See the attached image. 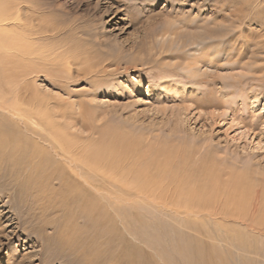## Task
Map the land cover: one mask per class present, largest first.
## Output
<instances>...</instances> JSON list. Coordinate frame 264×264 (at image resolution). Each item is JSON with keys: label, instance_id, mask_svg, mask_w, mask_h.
I'll list each match as a JSON object with an SVG mask.
<instances>
[{"label": "rangeland", "instance_id": "obj_1", "mask_svg": "<svg viewBox=\"0 0 264 264\" xmlns=\"http://www.w3.org/2000/svg\"><path fill=\"white\" fill-rule=\"evenodd\" d=\"M1 1L11 16L0 100L19 106L17 82L27 81L41 122L73 136L83 156L109 150L114 130L136 143L117 148L124 179L113 199L73 179L63 210L36 215L12 185L26 179L2 164L0 264H264V0ZM201 23L215 34L190 40ZM23 34L51 66L15 67L35 65L6 48ZM19 157L8 161L24 170ZM50 163L39 178L59 172Z\"/></svg>", "mask_w": 264, "mask_h": 264}, {"label": "bare ground", "instance_id": "obj_2", "mask_svg": "<svg viewBox=\"0 0 264 264\" xmlns=\"http://www.w3.org/2000/svg\"><path fill=\"white\" fill-rule=\"evenodd\" d=\"M14 8L16 9V11L19 10L18 6H16V5H14ZM10 12H11V7L7 6L6 4H4L1 1V3H0V37L8 34V32L10 31L9 24L4 23V21L10 19V16H11ZM104 13L106 14V12H104ZM6 25H8V27H5ZM213 26H215V25L213 24ZM185 27H187V26H185ZM209 27L207 24L201 23L200 25H197L195 28H193L194 30L187 35L188 36L191 35L189 38L192 41L193 40L196 41L197 39H203V38L207 39L210 36H213L215 34L212 32V30H210ZM216 27H221V25L216 26ZM212 28H214V27H212ZM185 30H187V29L185 28ZM218 40H219V38H218ZM12 41H10L11 45L9 44L8 46H6L7 50L8 51L14 50L15 53L18 54V56L21 59H28V61L31 60L30 63L35 64L34 65L35 69L34 68L30 69L29 67L28 68L25 67L26 65L24 63H21L19 61V59L18 60L17 59L16 60L11 59L12 63L15 64V67H17L21 71L23 70V72H24V70L29 69L30 70V71L28 70L29 74L33 75V74H36V70H38L37 68L41 69V68H44L46 65H48V66L52 65L51 53H48L45 51L43 52L42 50L38 49L37 47L34 46L35 45L34 42H31L28 44L26 34H23V36L19 39L16 38V41L14 39ZM20 42H22V43H20ZM3 55H5V56H2L0 54V64L1 63L4 64L6 62L9 63L10 60L7 58V57H9V54H3ZM52 72H53V70H52ZM58 76L55 75V77H58ZM26 80H27V78L25 79V81ZM26 82H24V79L23 80L19 79L17 82L19 87L16 86V89H15L16 93L18 95L19 101H21V104L19 105L20 107L17 105H14V104H8L7 101L5 102V99L0 100V121L3 122L4 120L2 121V119L6 120L8 118L6 123H3V124L0 123V167L2 166V164H7V165L11 166L13 172L17 173V176L22 174L23 177L26 179V181H22V182H18L19 180H17V181L15 180V181H13L12 185L17 187V188L21 187L22 188L21 190L23 191V194L25 195L26 200L28 199L29 202L31 201L30 204L32 205L31 206V209L33 212L32 215H36V213H40V211H42L41 213H44V211H47V210H50L51 212L54 210H63L62 208L65 205L64 202L68 198L67 195L69 193L77 190L75 188H76V185H78V184L75 181H77L81 185H83V182L88 184L94 190L93 193H94V195L96 194V196L100 195L103 192L105 195L112 198L114 196V183L121 184L122 179H124L122 177L123 169H122V171L117 173L115 170L116 166H114V163H118V161H119L118 157L120 156L117 148L121 150L120 153H123L122 155L129 154V152L132 151L134 146H135V143H136L135 140L130 136L128 137L127 134H125L122 131L114 130L111 132V136H110L111 147L109 148V150H107L108 152L105 151L104 153H101L99 155L101 148H102L101 147L100 149L98 148L95 151V153L92 154V152H90L87 155L83 156V154H82L83 153L82 152L83 147L82 146L79 147V145H78L79 143L74 144L73 147H70V143L76 142V140L73 136H67V135L64 136L65 134H63L62 136H59V135H61V132L59 133L58 130L55 133L53 131H50L51 129L48 130L49 125L57 126V128H58L57 124L55 125L54 122L49 123L48 121H44L46 119L43 120L44 123L41 122V119L43 116L41 118H39L37 114L41 113L42 108H39L40 106H38L37 109L32 107L36 103L40 102V100H38V98H40V96L38 95V98H36L37 95L36 96L34 94L31 95L30 90H28L26 88L27 87L25 85ZM32 96L34 98H36L35 102H33ZM19 101L17 103H19ZM23 106H26V107H23ZM1 111L6 112L8 114V117L4 116ZM48 117H52V116H48ZM52 118H50V119H52ZM3 127H5L6 129H9V130L10 129L14 130V133L12 132V134L10 136H9L10 132L8 135L7 134L5 135L3 133L4 132ZM21 129H23L24 132H21L22 131ZM26 133H28V134H26ZM57 134H59V135H57ZM11 137L13 138V141L9 140ZM76 137H78V136H76ZM22 146H25L24 148H29V149L25 150V149H23ZM36 148L43 151L42 156L39 154V152ZM103 149H105V147H103L102 150ZM45 151H46V153L49 151L48 154L52 155V157H53V158H51L52 160L49 158L50 156H45L46 155L44 153ZM18 154H20V157L18 160V161H20V164H21V162L23 164L25 163L24 170H22V168L19 169L22 166H20L18 168V170H16L17 167L14 166V164L12 162L13 160L10 163L8 161L9 159L11 160L12 155H14V157L15 156L17 157ZM122 155H121V157H122ZM38 157L41 159L38 160L39 159ZM121 159H123V158H121ZM15 160H14V162H15ZM46 160L51 161L50 166L53 168L57 167L59 169L57 171H59L60 173L59 172L54 173V171H52V168H51L47 177L39 178L41 176V174H39L40 171L38 168H40L41 166L44 167V161H46ZM18 161H16L15 165L19 164ZM36 167L38 170L36 169ZM82 167H86V168L88 167L91 170L93 169L97 172V174H93V176L90 177L89 174L84 173L82 171L83 170ZM67 170H70L69 177H68ZM64 171H66V176L64 174ZM0 178H1V176H0ZM2 179H3V177H2ZM4 179H7V178L5 177ZM37 179H39V180H37ZM67 181H70V182H68L69 184H71V182L76 183L75 188L72 186L66 187ZM94 181H95V183H94ZM124 186H127V185H124ZM140 186H138V187H140ZM132 187H134V186H132ZM44 190H45V193H44L45 194V196H44L45 201L43 203H41L40 207H38L36 205L35 201H37L43 197L42 192ZM134 190H135V188H134ZM138 192H140L139 189H138ZM84 193H85V191H84ZM88 193H90V191ZM54 197H55V199H54ZM100 197L103 198L105 196H103V197L100 196ZM35 205H36V208H41V209L35 210ZM60 205L62 206V208H59ZM34 212H36V213H34ZM67 225H69V224H67ZM243 226H245V228H246V225H243ZM66 227H68V226H66L64 223L62 226V229L60 231V234L62 235V238H63L60 240L61 242L68 241V240H66V238H64ZM71 229H72V227H71ZM74 237H72V238H74ZM67 239H69V238L67 237ZM72 241H73V239H72Z\"/></svg>", "mask_w": 264, "mask_h": 264}]
</instances>
